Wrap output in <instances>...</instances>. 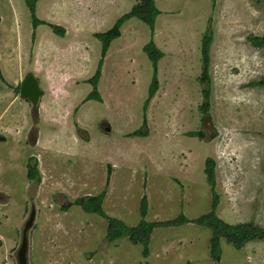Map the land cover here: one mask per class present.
Segmentation results:
<instances>
[{
	"label": "rangeland",
	"instance_id": "rangeland-1",
	"mask_svg": "<svg viewBox=\"0 0 264 264\" xmlns=\"http://www.w3.org/2000/svg\"><path fill=\"white\" fill-rule=\"evenodd\" d=\"M11 1L19 18L5 15ZM83 1H38L34 17L45 23L35 34L25 0H0V264H17L32 210L27 264H215L208 229H154L145 258L142 245L108 242L107 221L72 204L103 193L106 217L133 228L142 221L144 196L146 222L179 215L191 221L211 211L214 190L220 220L264 229V87L252 85L264 80V49L248 41L264 36V0H154L160 14L153 32L140 20L126 21L102 60L101 103H83L101 60L94 33L110 30L140 0H108L107 7L105 0ZM49 23L62 26L64 37ZM79 26L85 36L75 44ZM206 30L212 45L204 115ZM149 41L163 57L159 89L144 112L153 76L142 52ZM27 76L42 92L34 107L19 98ZM137 131L144 135L133 136ZM196 133L202 138L188 136ZM207 159L214 161V189ZM220 249L219 264H264V242L237 251L220 241Z\"/></svg>",
	"mask_w": 264,
	"mask_h": 264
},
{
	"label": "trees",
	"instance_id": "trees-1",
	"mask_svg": "<svg viewBox=\"0 0 264 264\" xmlns=\"http://www.w3.org/2000/svg\"><path fill=\"white\" fill-rule=\"evenodd\" d=\"M39 0H25L26 5L32 15V26L35 29L38 25L42 24L35 17V5ZM159 11L157 10L154 0H140L138 5H134L131 11L116 21L115 25L105 32L104 34H95L94 37L100 41L101 43V60L98 63L97 70L94 76L88 81V84L92 87V92L85 98V102L94 101L101 103V98L98 94L97 87L98 81L101 77V68L103 64V59L106 56V53L110 47V44L119 39L121 36L120 28L123 24L130 19H137L146 24L150 32L154 30L155 19L159 15ZM51 29L56 34H60L58 32V28L51 26ZM248 41L250 45L255 49H264V36L263 37H249ZM201 60L203 64V72L200 76V83L206 84L205 88L202 90V95L204 97V103L201 106V112L206 115L209 110V96H210V77L208 75V68L210 62V49L212 45V35L206 30V33L203 35L201 41ZM142 52L147 56L153 68V76L152 81L149 85L148 96L146 101L144 102V112L147 110V107L150 101L156 95L159 84L157 80V63L162 59L163 54L156 48L153 41H149V43L144 46ZM0 79H2L0 75ZM253 86H261L264 87V80L259 81L257 83H253ZM140 131H137L133 134V136L142 137ZM191 138H202L201 134H189ZM33 159L31 158V161ZM34 161V160H33ZM34 164V165H33ZM28 173L27 177L30 180H34L37 175L35 163L27 164ZM214 161L212 159H207L205 161V176L208 185L214 189L215 188V176H214ZM212 204L211 211L196 219V220H188L185 216L179 215L178 218L167 221V222H157V223H148L144 219L147 216L148 211V203L145 196L141 199L140 203V217L142 221L133 228L127 227L123 222L116 219H109L106 217L103 209L102 203L104 199V194H100L96 197H88L78 199L74 202L75 206L81 208V210L90 215H98L103 220L107 221V232H106V240L110 243H114L118 240L128 239L133 245H142L144 251L143 256L146 258L148 256V246L150 242V237L154 229L157 228H173L179 227L188 224H195L204 229H208L211 232L210 238V258L215 263L218 264L221 258V249H220V241H224L225 243L231 245L235 250H242L249 243H260L264 242V229L254 226L253 224H241L238 226H232L224 223L220 218L216 215V209L218 207V196L212 190ZM71 205V204H69ZM63 206L64 211H68L72 206Z\"/></svg>",
	"mask_w": 264,
	"mask_h": 264
},
{
	"label": "water",
	"instance_id": "water-1",
	"mask_svg": "<svg viewBox=\"0 0 264 264\" xmlns=\"http://www.w3.org/2000/svg\"><path fill=\"white\" fill-rule=\"evenodd\" d=\"M41 95L40 89L32 76H27L21 83L20 86V95L19 98L24 100H29L33 106L36 105L38 99ZM35 212L34 210L31 211L29 219L25 224V228L22 232V240L19 247V250L16 254L17 264H27V237L26 232L32 227L34 223Z\"/></svg>",
	"mask_w": 264,
	"mask_h": 264
},
{
	"label": "crops",
	"instance_id": "crops-1",
	"mask_svg": "<svg viewBox=\"0 0 264 264\" xmlns=\"http://www.w3.org/2000/svg\"><path fill=\"white\" fill-rule=\"evenodd\" d=\"M39 1H43V0H39ZM95 1H97V0H94V2ZM106 1V7H107V5H111V2H110V4H109V2H108V0H105ZM38 2V1H37ZM87 2H88V0H84L83 2H82V4L83 3H85V5L87 4ZM113 2H114V0H113ZM123 2L125 3L126 2V0H123ZM112 5H113V3H112ZM119 4H117V6H118ZM8 8H9V10L10 11H7V13L5 14L6 16H8V14H11V15H17V13H18V11L15 9V8H13V1H11V4L8 2ZM35 9H36V14H37V7L35 6ZM131 10V9H130ZM0 14H1V11H0ZM1 16H2V14H1ZM19 13H18V17L17 18H19ZM1 18V17H0ZM38 21H40V22H44L45 23V21H41V20H38ZM129 21V20H128ZM0 25H1V21H0ZM48 25H50V26H54V27H56V28H58L59 30H58V32H60V33H62V37H64V35H65V30H64V28H62V26L60 27V26H58V25H55V24H48ZM124 25V24H123ZM49 30H51L53 33H54V31L51 29V28H49ZM49 30L47 29V34L49 33ZM38 32H41V30H39L38 31V28H36L35 30H34V33L36 34V33H38ZM83 34L84 36H85V31H82V29H81V26H79L78 27V30H77V32H72V34H71V36H73V34L75 35V41H74V43L76 44V41H77V38L79 37V35L80 34ZM93 33L94 32H90V33H88V34H90V35H93ZM54 34H56V33H54ZM94 34H96V33H94ZM46 35V34H45ZM57 35V34H56ZM68 35H69V33H67V37H68ZM87 35V34H86ZM74 37V36H73ZM93 37V36H92ZM40 43V42H39ZM41 44H44V46H46V44L45 43H42L41 42ZM39 45V44H38ZM111 45V44H110ZM109 50V49H108ZM96 72V71H95ZM95 72H94V74H95ZM189 225V224H188ZM202 228V227H201ZM149 244H150V242H149ZM149 247V246H148ZM148 255H149V252H148ZM209 255H210V241H209ZM221 256H222V251H221ZM148 257V256H147ZM146 257V258H147ZM211 259V258H210ZM220 261H221V258H220ZM220 263V262H219ZM218 263V264H219Z\"/></svg>",
	"mask_w": 264,
	"mask_h": 264
},
{
	"label": "clouds",
	"instance_id": "clouds-1",
	"mask_svg": "<svg viewBox=\"0 0 264 264\" xmlns=\"http://www.w3.org/2000/svg\"><path fill=\"white\" fill-rule=\"evenodd\" d=\"M41 23H42V22H41ZM42 24L44 25V23H42ZM37 27H38V26H37ZM37 27H36V28H37ZM53 27H54V26H53ZM36 28H35V29H36ZM50 28H51V26H50ZM33 29H34V28H33ZM35 29H34V30H35ZM25 78H26V77H25ZM25 78H24V79H25ZM34 80L36 81V79H34ZM88 81H89V80H88ZM21 83H22V81H21ZM21 83H20V86H21ZM36 83H37V85H38V81H36ZM20 86H19V95H20ZM38 87H39V85H38ZM91 88H92V87H91ZM39 89H40V88H39ZM40 90H41V89H40ZM97 91H98V90H97ZM40 92H41V91H40ZM41 94H42V92H41ZM40 97H41V95H40ZM40 97H39V99H40ZM39 99H38V102H39ZM21 100H22V99H21ZM24 100H26V99H24ZM84 100H85V99H84ZM84 100H83V103H86ZM26 101L30 102L29 100H26ZM88 102H89V101H88ZM31 105H32V103H31ZM33 107H34V106H33Z\"/></svg>",
	"mask_w": 264,
	"mask_h": 264
}]
</instances>
